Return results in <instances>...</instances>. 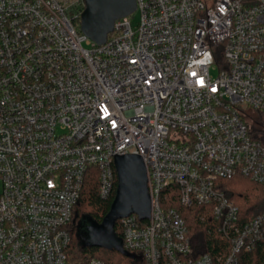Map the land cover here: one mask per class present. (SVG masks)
<instances>
[{
    "label": "built area",
    "instance_id": "built-area-1",
    "mask_svg": "<svg viewBox=\"0 0 264 264\" xmlns=\"http://www.w3.org/2000/svg\"><path fill=\"white\" fill-rule=\"evenodd\" d=\"M136 3L138 24L117 20L98 45L81 31L85 0H0V264H69L88 170L106 198L127 154L151 197L149 219L118 220L138 264H239L264 238V211L241 225L217 184L264 187V0ZM172 186L183 206H210L226 257L195 255Z\"/></svg>",
    "mask_w": 264,
    "mask_h": 264
},
{
    "label": "trees",
    "instance_id": "trees-1",
    "mask_svg": "<svg viewBox=\"0 0 264 264\" xmlns=\"http://www.w3.org/2000/svg\"><path fill=\"white\" fill-rule=\"evenodd\" d=\"M218 186L225 191L240 208V224L244 225L264 211V187L242 176L219 180ZM117 188V174L114 169L112 192L106 198L100 194L99 170L90 168L86 174L81 197L74 208L72 222L68 225L70 243L66 249L69 264H88L92 259H101L104 264H138L137 254L124 249L85 245L79 235L78 226L84 217L101 223L108 214ZM167 206L176 209L187 224L191 244L196 256L211 255L215 260L228 255L230 238L220 232V222L211 215L210 206L194 204L185 207L180 202L179 188L172 186L166 191ZM115 235L122 241L123 229L117 221ZM108 250V251H107ZM239 264H264V238L258 240L251 251L238 254Z\"/></svg>",
    "mask_w": 264,
    "mask_h": 264
},
{
    "label": "water",
    "instance_id": "water-1",
    "mask_svg": "<svg viewBox=\"0 0 264 264\" xmlns=\"http://www.w3.org/2000/svg\"><path fill=\"white\" fill-rule=\"evenodd\" d=\"M85 3L81 31L98 45L106 42L117 20L132 15L137 9L136 0H85ZM114 167L117 188L110 211L101 223L90 218L87 226L90 242L84 244L124 251L122 241L115 235V225L119 219L131 214H137L142 220L149 219L151 197L148 190L147 168L140 156L117 155Z\"/></svg>",
    "mask_w": 264,
    "mask_h": 264
},
{
    "label": "rangeland",
    "instance_id": "rangeland-1",
    "mask_svg": "<svg viewBox=\"0 0 264 264\" xmlns=\"http://www.w3.org/2000/svg\"><path fill=\"white\" fill-rule=\"evenodd\" d=\"M130 19L133 23V26H136L139 22V19H140V14L138 12H135L133 13L131 16H130ZM85 47H89L88 45L84 44ZM219 71H220V68L218 65H213L212 66V69H211V75L213 77H217L218 74H219ZM1 183H0V193H1ZM90 222V218L88 217H84L81 219L80 221V224L78 226V235L81 239V241L83 243H89L90 242V239H89V236H88V232H87V226H88V223ZM108 251V250H107Z\"/></svg>",
    "mask_w": 264,
    "mask_h": 264
}]
</instances>
